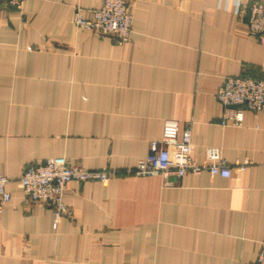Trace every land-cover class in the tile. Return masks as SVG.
I'll return each mask as SVG.
<instances>
[{"label": "crops", "instance_id": "obj_1", "mask_svg": "<svg viewBox=\"0 0 264 264\" xmlns=\"http://www.w3.org/2000/svg\"><path fill=\"white\" fill-rule=\"evenodd\" d=\"M127 0L128 41L74 24L102 0H0V264H251L264 242V110L220 123L227 75H264V43L248 33L246 0ZM166 120L191 125V155L221 149L229 177L208 170L127 172ZM65 155L106 182L72 180L71 213L27 199L28 163ZM249 163L244 171L238 163Z\"/></svg>", "mask_w": 264, "mask_h": 264}, {"label": "built area", "instance_id": "obj_2", "mask_svg": "<svg viewBox=\"0 0 264 264\" xmlns=\"http://www.w3.org/2000/svg\"><path fill=\"white\" fill-rule=\"evenodd\" d=\"M17 11H22L25 0H6ZM235 12L241 3L234 1ZM248 33L264 43V0L245 1ZM73 22L78 27L90 28L99 37H112L117 43L128 41L133 29V14L127 0H102L98 7L84 15L77 8ZM217 99L222 105L220 123L223 126L242 125L245 110L256 113L264 110V75H227L217 89ZM191 125L181 126L176 120H166L162 134L153 139L149 153L139 159L136 167L127 172L137 175L174 174L181 177L188 172L200 173L208 170L212 175L229 177L232 167L223 158L216 146L206 148V159L196 161L191 155ZM249 163H238L237 169L244 171ZM116 173L114 169L103 167L88 169L72 162L67 156L49 157L37 163H28L16 179L24 196L33 202L49 205L54 212L53 227H59L61 219L71 213L65 201V192L72 180H99L106 182ZM13 179L0 174V212L12 200L8 184ZM251 264H264V242Z\"/></svg>", "mask_w": 264, "mask_h": 264}]
</instances>
